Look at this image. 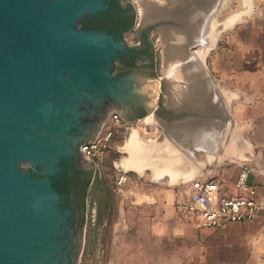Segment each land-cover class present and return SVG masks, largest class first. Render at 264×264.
<instances>
[{
    "label": "water",
    "instance_id": "water-1",
    "mask_svg": "<svg viewBox=\"0 0 264 264\" xmlns=\"http://www.w3.org/2000/svg\"><path fill=\"white\" fill-rule=\"evenodd\" d=\"M103 1L0 0V264L78 263L81 219L75 233L64 226L67 213L57 207L48 177L34 178L24 166L50 171L70 138L66 129L81 127L82 115L106 99L109 106L120 100L124 111L130 96H139L131 89L133 76L112 72V56L124 41L79 26ZM144 21L168 22L162 31L179 25L170 16ZM139 98L149 111L147 96ZM103 108L107 116L110 109ZM173 109L186 112L173 123L217 116L228 124L222 111Z\"/></svg>",
    "mask_w": 264,
    "mask_h": 264
},
{
    "label": "rangeland",
    "instance_id": "rangeland-1",
    "mask_svg": "<svg viewBox=\"0 0 264 264\" xmlns=\"http://www.w3.org/2000/svg\"><path fill=\"white\" fill-rule=\"evenodd\" d=\"M133 2L137 9V17L144 16L143 9L139 6L138 0H133ZM159 3H164V1ZM243 10L242 0H230L228 6L221 10L220 16L218 15L217 17L218 21H220L217 24L220 32L216 43L210 50H207V55L202 61L204 76L205 78L209 77L208 80L210 84L212 83L210 85L211 89L209 86V90H212L213 95L217 98V109L208 112L217 111L215 112L216 115L220 111L223 113L222 106H225L224 113L226 114L225 119L228 120V124L225 127L223 120L216 116L211 119L197 116L192 121L190 119L184 120L190 123L194 120H201L203 122L212 121L214 130H218V132L223 131L222 139L218 144L220 152L226 149H242L243 147L240 141L241 136L237 133L241 124L233 116L237 103L232 102V100L228 101V99L222 96V91L225 89L224 87H229V82L227 78L222 79V72L213 66L218 49H227V43H223V40H227L226 36L230 27L236 23L225 29L221 21L232 13L243 12ZM260 14H264V0H254V9L242 13L241 19L237 22ZM140 20H145V18H136V23ZM133 33L134 31H131L128 34V39H133ZM150 38L154 46L152 65L154 74L151 76L144 74L135 77L132 81L133 87L131 89L139 96H147L149 106H151L149 111H152L158 103L157 97L162 79L166 82V90L163 91L160 100L167 106H170V104L175 105L173 101L174 97L180 92L179 85L184 79H181V77H178L179 79L177 77L173 78L174 75H171L170 68H167L171 67L169 66L172 65L171 62L166 66L165 62L168 57L166 55L167 44L165 42L164 31L157 27L150 32ZM197 45L194 44L189 51L193 52V49ZM199 48L200 46H197L196 51ZM110 111V114L103 121L101 129H98L95 137L92 139L102 138V142H105L106 145L105 147L101 146V150L104 151L102 156L98 159H91L94 171L86 193V204L81 213L80 228L82 230L83 242L77 264H165L166 262L170 264L169 250H172L174 254L172 264H179L175 254L180 250L179 227L185 221V217L179 210L178 205L186 197L190 180L180 177L179 173H174L173 177L166 175L161 179H154L151 175V165H149V168L144 173L140 174L134 170H125L120 165V161L129 155L125 144L132 128H137L139 137L141 138H139V141L140 143L142 142L140 145H143L142 147L145 146V150L147 149L145 152L148 151L147 155L150 156L149 159L151 160L154 155L156 161L159 159L158 155H161L162 157L160 158L167 159V161L159 160L156 161V164L161 167L168 166L171 170L178 172L177 169H179L183 161L177 157H172V155L174 156L179 152H183L186 156V153H188L181 139L175 135V127L181 124V122L173 123L171 121V123L166 124V122L156 119L152 112H147L141 118H121L117 123H114L110 115L112 113H119L116 111V107H113ZM201 113H204V111ZM148 115L149 117L145 118ZM199 117L200 119H198ZM170 127L174 129L172 130ZM109 128L112 129V134L106 140L104 137ZM157 140H159V143ZM166 141L169 142L170 146L178 148V151L165 150L167 149L166 145H168V143H165ZM180 142H182V145H180ZM147 143H158L163 144V146L165 143V149L158 144H156L158 146L154 145L151 147ZM215 144H217V141ZM156 148L157 152L155 151ZM160 150L164 152L161 153ZM195 155L202 161L207 160L203 151L197 150ZM169 159L172 160L168 161ZM231 159L224 158L221 161H206L203 170L214 169L213 172L217 173L219 165L230 167L236 164Z\"/></svg>",
    "mask_w": 264,
    "mask_h": 264
},
{
    "label": "crops",
    "instance_id": "crops-1",
    "mask_svg": "<svg viewBox=\"0 0 264 264\" xmlns=\"http://www.w3.org/2000/svg\"><path fill=\"white\" fill-rule=\"evenodd\" d=\"M226 38L223 43L228 47L218 49L213 66L222 72V79H228L229 87L224 88L231 93L229 100L237 103L233 116L241 124L237 133L243 147L235 155L214 161L232 158L236 163L230 167L219 165L217 172L229 180L227 187L231 191L235 190L239 166L248 164L251 169L248 182L264 197V14L236 22ZM222 96L225 97L223 92ZM170 106L177 108V105ZM206 161L194 178L214 171L203 170ZM188 192L189 188L178 205L185 217L179 227L180 250L175 254L179 264H264V213L219 227L198 226L184 208ZM168 256L172 264V250Z\"/></svg>",
    "mask_w": 264,
    "mask_h": 264
},
{
    "label": "bare ground",
    "instance_id": "bare-ground-1",
    "mask_svg": "<svg viewBox=\"0 0 264 264\" xmlns=\"http://www.w3.org/2000/svg\"><path fill=\"white\" fill-rule=\"evenodd\" d=\"M161 1H164V3H159ZM138 2L140 4L139 6L143 9V15L146 20L154 19L158 16H170L174 14L177 16V18L174 19L181 23L177 27L172 26L166 28L164 32L165 42L167 44L166 55L168 57L165 62L166 66L171 62L172 65H169L171 67L167 68H170L171 75H174L173 78L181 77V79H184L179 85L180 92L177 93L178 95L174 97V100L172 99L175 105L183 108L192 107V109L194 108L201 112H205L206 110L214 111L217 98L213 95V91L209 90L211 84L208 80L209 77L205 78L204 76L202 61L207 54V50L216 42L220 32V29L217 28V24L220 22L217 17L218 15L220 16L221 10L228 6L230 0H159L158 2L152 0H138ZM242 5L244 8L243 12H234L221 21L224 28L230 27L233 23L240 20L242 13L252 11L254 9V0H242ZM192 42L197 43L200 48L194 53H188L186 47H188L190 43L192 44ZM222 92L225 98L229 100V95H231V93L229 94L226 89ZM149 115L145 118H148ZM198 119H200V117ZM212 120L214 121V119ZM214 129L212 121L203 122L201 120H194L192 123L184 121L175 127V135L181 139L184 146L187 148L186 151H188L186 156L183 152H179V155H172V157H177L183 161L182 165L177 169V172L171 170L168 166L161 167L156 164V161L159 160L167 161V159L160 158L162 157L161 155H158L159 159L156 161L154 155L150 160V156L147 155L148 151L145 152L147 149L145 150V146L142 147L143 145H140L142 142L140 143L139 141L141 138L139 137L138 129L132 128L130 136L125 144V148L129 155L121 159L120 165L125 170H134L140 174L144 173L145 170L149 168V165H151V175L154 179H161L166 175L173 177L174 173H179L180 177L185 176V180H191L200 171V166L203 165V161L199 160L195 155L197 150L205 153L207 161H214L215 159L220 160L224 156L235 155L237 153V149H226L220 152L217 149L218 146H214L215 142L218 141V139L220 141L223 135V131L218 135V130L216 131ZM158 141L159 140H157V142ZM182 142H180V145H182ZM158 143L147 144L153 147ZM165 143H168V145H166L167 149H165ZM165 143L164 146L163 144L158 145L164 147L167 151L172 150L173 152L178 149L170 146L167 141ZM155 151L157 152V148ZM160 152L163 153L164 151L160 150ZM171 160L169 159L168 161Z\"/></svg>",
    "mask_w": 264,
    "mask_h": 264
},
{
    "label": "flooded vegetation",
    "instance_id": "flooded-vegetation-1",
    "mask_svg": "<svg viewBox=\"0 0 264 264\" xmlns=\"http://www.w3.org/2000/svg\"><path fill=\"white\" fill-rule=\"evenodd\" d=\"M152 1L158 2L159 0ZM170 17L177 18L174 14ZM136 18L145 17H137V9L133 0H104L103 5L98 6L94 11L83 14L80 18L79 26L82 29L104 31L115 41H124V45L118 47L112 56V72L117 76L131 75L135 78V76L144 74L148 76L154 74L152 67L154 46L150 32L168 22L140 20L136 23ZM132 21L134 24L128 26ZM169 27H165L163 31L165 32V29ZM131 31H134L132 40L128 39V34ZM190 45L186 49L188 53H194L198 45L193 52L188 50ZM164 90H166V82L162 79L157 97L158 103L152 111L146 110L139 96L133 95L127 100L124 111L120 100H116V105L109 106L110 102L106 99L98 111L82 115L81 127L75 125L66 129V134L70 138L50 171L45 172L44 166L41 164H36L33 167L29 162H26L24 167L28 175L34 178L48 177L49 184L56 193L57 207L67 213L64 226L71 227L74 233L79 224L78 219H81L87 187L94 169L92 160L81 151V144L91 141L98 129H101L103 121L108 116H106L103 107H109L110 110L113 106L118 107L120 118L126 119L141 118L147 112H152L156 119L169 124L171 121L185 116L186 112L179 113L173 107L162 103L160 99ZM75 136L77 137L75 138ZM68 263H70L69 254ZM52 264H61V262L57 260Z\"/></svg>",
    "mask_w": 264,
    "mask_h": 264
},
{
    "label": "built area",
    "instance_id": "built-area-1",
    "mask_svg": "<svg viewBox=\"0 0 264 264\" xmlns=\"http://www.w3.org/2000/svg\"><path fill=\"white\" fill-rule=\"evenodd\" d=\"M110 118L114 123L121 119L117 113H112ZM111 134L112 129L109 128L104 138L108 140ZM105 145L102 138H95L88 145L84 142L81 146L87 158L98 159L104 152L101 146ZM250 170L248 164L239 166L233 191L227 187L229 180L216 172L190 181L184 208L193 215L198 226L219 227L227 222L248 220L264 213V197L258 194L254 184L248 182Z\"/></svg>",
    "mask_w": 264,
    "mask_h": 264
},
{
    "label": "trees",
    "instance_id": "trees-1",
    "mask_svg": "<svg viewBox=\"0 0 264 264\" xmlns=\"http://www.w3.org/2000/svg\"><path fill=\"white\" fill-rule=\"evenodd\" d=\"M134 24V21H132L128 26H132Z\"/></svg>",
    "mask_w": 264,
    "mask_h": 264
}]
</instances>
